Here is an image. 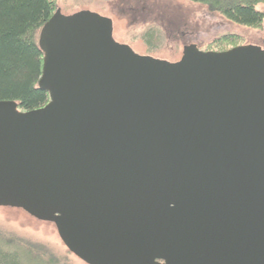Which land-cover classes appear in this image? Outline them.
Here are the masks:
<instances>
[{"label": "water", "instance_id": "1", "mask_svg": "<svg viewBox=\"0 0 264 264\" xmlns=\"http://www.w3.org/2000/svg\"><path fill=\"white\" fill-rule=\"evenodd\" d=\"M49 102H0V208L85 264H264V51L136 54L112 21L39 32Z\"/></svg>", "mask_w": 264, "mask_h": 264}, {"label": "rangeland", "instance_id": "2", "mask_svg": "<svg viewBox=\"0 0 264 264\" xmlns=\"http://www.w3.org/2000/svg\"><path fill=\"white\" fill-rule=\"evenodd\" d=\"M260 9L264 12V5ZM57 10L63 16L85 11L109 19L117 43L168 62L178 61L184 46L194 44L205 52L224 35L237 36L243 45L264 51V24L260 29L236 26L188 0H57ZM0 231L43 250L61 264H85L67 251L52 223L35 220L19 209L0 208Z\"/></svg>", "mask_w": 264, "mask_h": 264}, {"label": "trees", "instance_id": "3", "mask_svg": "<svg viewBox=\"0 0 264 264\" xmlns=\"http://www.w3.org/2000/svg\"><path fill=\"white\" fill-rule=\"evenodd\" d=\"M204 6L233 25L260 29L264 3L260 0H188ZM57 0H0V102H14L19 111L44 107L49 95L38 86L43 53L38 36L56 12ZM205 52L243 46L234 35L220 36ZM210 45V46H211ZM0 264H61L43 250L0 231Z\"/></svg>", "mask_w": 264, "mask_h": 264}, {"label": "built area", "instance_id": "4", "mask_svg": "<svg viewBox=\"0 0 264 264\" xmlns=\"http://www.w3.org/2000/svg\"><path fill=\"white\" fill-rule=\"evenodd\" d=\"M262 3H264V0H260Z\"/></svg>", "mask_w": 264, "mask_h": 264}, {"label": "flooded vegetation", "instance_id": "5", "mask_svg": "<svg viewBox=\"0 0 264 264\" xmlns=\"http://www.w3.org/2000/svg\"><path fill=\"white\" fill-rule=\"evenodd\" d=\"M129 46V45H128Z\"/></svg>", "mask_w": 264, "mask_h": 264}]
</instances>
